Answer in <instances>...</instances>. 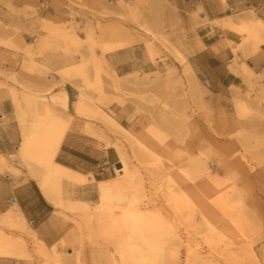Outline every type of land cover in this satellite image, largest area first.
Instances as JSON below:
<instances>
[{
    "label": "rangeland",
    "instance_id": "374dc122",
    "mask_svg": "<svg viewBox=\"0 0 264 264\" xmlns=\"http://www.w3.org/2000/svg\"><path fill=\"white\" fill-rule=\"evenodd\" d=\"M53 5L64 17H43L37 3L0 0V173L21 168L39 188L48 183L43 161L61 134L53 166L77 175L55 184L63 202L55 206L70 223L69 249L63 257L50 253L11 212L0 220V256L26 264H264V69L252 72L237 57L228 69L226 60L204 59L194 74L169 35L181 23L173 0ZM221 24L244 34L238 50L264 43V22L254 16ZM44 39L52 44L43 46ZM64 90L66 106L55 104ZM28 101L35 110L21 126L15 105L26 108ZM72 121L109 148L93 169L96 178L118 182L124 172L115 164H128L131 183L117 206L101 198L102 181L56 162ZM24 135L35 147L38 168L20 159ZM160 146L174 158L187 148L206 168L200 185L208 187L196 211L181 208L180 183L172 176L163 181L153 170L157 161L147 149ZM83 186L95 193L74 198ZM194 187L188 181L182 188L191 193ZM148 226L163 238H155L153 255L145 254L143 262L128 237Z\"/></svg>",
    "mask_w": 264,
    "mask_h": 264
},
{
    "label": "crops",
    "instance_id": "0c3cea01",
    "mask_svg": "<svg viewBox=\"0 0 264 264\" xmlns=\"http://www.w3.org/2000/svg\"><path fill=\"white\" fill-rule=\"evenodd\" d=\"M6 1L37 3V8L43 17L53 20L64 17L63 12L54 8L55 0ZM173 4L181 23L170 30L169 35L176 49L185 54L194 74L199 70L198 63L200 64L204 59L217 62L221 59L226 60L223 66L228 69L237 57L238 64L246 66L252 72L264 69V43L257 49L249 44L238 50L236 47L242 44L244 34L221 24L224 19L230 17L237 24L252 16L264 22V0H173ZM43 5H46L45 8ZM243 55L246 56L245 59L242 58ZM50 61L53 63V59ZM66 93L68 94L67 91ZM82 125L75 121L70 123L55 160L60 165L86 177L92 175L95 181L108 180L96 178L93 169L100 166L102 159L108 157L109 148L93 142L95 138L83 132L80 128ZM79 163L84 164L85 167L79 166ZM14 169L18 172L0 173V220L7 217L8 213L19 212L48 251L63 257V249H69L66 237L71 230L69 221L61 216L65 214L64 211L58 209L46 196L44 197L36 179L21 168ZM100 175H104V172ZM91 186L78 187L74 198L79 197L81 200L82 197L95 193ZM0 264L26 263L0 256Z\"/></svg>",
    "mask_w": 264,
    "mask_h": 264
},
{
    "label": "bare ground",
    "instance_id": "6f19581e",
    "mask_svg": "<svg viewBox=\"0 0 264 264\" xmlns=\"http://www.w3.org/2000/svg\"><path fill=\"white\" fill-rule=\"evenodd\" d=\"M49 41L50 40L44 39L42 41V45L43 46L48 45ZM50 44H52V42ZM47 47H49V46H47ZM67 100H68L67 93H63L62 96L56 97L53 100V102L55 104H61L63 101V105L66 106ZM16 103L17 104L15 106L18 109V113H19L18 117L20 118V124H21V126H23L25 124L26 117L30 113H34L35 103L28 101L26 103V108H23L20 105V103H18V102H16ZM111 125H113V124L111 123ZM26 137L27 136L24 135L22 143H21V147L19 148V151H18L20 159L22 160V162L27 167H31V166H35V165L37 166L39 164V160L36 158V155L34 154L35 147L33 146V144L28 143ZM61 139H62V136L60 134L58 140L53 143L52 153L49 155V157L46 159V161L45 160L43 161L45 163L44 166L47 167L48 170H50L51 176H50V179L48 180V183L41 182V187H40L41 193L44 194V197L46 196L47 199H49L50 202H52L56 206H63V202H62V198H61V192H59V190H57L55 188V187H57L55 184L60 182V181L69 180V179L74 178V176H77L74 173H72L68 170H65L62 167H54L53 166L52 158L54 157L55 152L60 145ZM142 140L139 137H135V141L139 145H143ZM186 142H188V141H186ZM147 150L151 154H153L154 160L158 162V163L156 162V165L154 164L155 168L153 170H156L157 172H159L161 174L163 181L168 179L169 176H172L173 181L176 184L180 183L182 185L181 188L179 189V194L181 197V198L179 197V199L181 200V208L182 209L188 208V209H191L192 211H196L200 207L199 206V203L201 202L200 195H202V193H203V188L205 187L204 189H206V187H208V183L204 186L200 185V181L204 177H206V175H208L206 168L201 167L198 159L193 155V153H191V151H189V149L187 150V148L183 150L184 152H182V153L180 152L181 154L179 153V156L176 154L178 157H176V155H174L175 158L172 156L169 157V154L166 151H164L163 146H160L158 149H155V150L149 149V148ZM119 161L122 164V167L120 170L117 169L118 171L117 170L116 171L117 172H124V174H125L126 171L128 170V164L123 159H120ZM36 166H35V168H38ZM33 173H34V171H33ZM124 174L122 176H120V180L118 182H114L116 180L114 178L112 181H110V180L102 181L103 185L98 187V191L100 192L101 198H103L104 200L107 201V206H109V207L110 206L115 207L119 204V202L121 200V197H120L121 190L128 188L129 184L131 183L129 180L132 178V175L131 174H125L124 175ZM188 181H190V182H192V184H194V186H195L194 192L190 193L188 191L186 192L183 190L182 187H185L187 185ZM220 190H222V189H220ZM222 192H224V191H222ZM218 193H221V192H218ZM219 198H220L219 202H221L222 198L221 197H219ZM223 203H225V202H223ZM212 209H213V207H212ZM18 211H20V210H18ZM223 211H224V209H223ZM199 212H201V210ZM100 214H101V212L99 211L97 216L99 217ZM222 214H223V212H222ZM229 216L230 215H228V217ZM16 218L20 223L22 231L26 235L30 236V238H32V240H34L36 242H42L37 237V234L35 233V231L32 230L28 226L25 218L22 215H20L19 212L17 213ZM143 222L147 223L148 221H146V218H143ZM148 228H149V226L140 232H135L132 229V232L130 233V237H128L129 238L128 243H129V247H130L132 253L136 256V258H138V260H141L143 262L148 260V258H147V260L143 259L145 254H149V255L152 254L153 255L154 248H156V247H154L155 238H156V241H158V242L160 241V243H161L160 238H163V236H162L163 232L162 231L157 230V229H148ZM222 228H219V229H222ZM225 228H223V229H225ZM219 229H217V230H219ZM230 233H231V231H230ZM157 238L160 240H157ZM162 241H163V239H162ZM162 245H163V243H162ZM161 249L159 251H161ZM144 252H146V253H144Z\"/></svg>",
    "mask_w": 264,
    "mask_h": 264
},
{
    "label": "water",
    "instance_id": "95a60500",
    "mask_svg": "<svg viewBox=\"0 0 264 264\" xmlns=\"http://www.w3.org/2000/svg\"><path fill=\"white\" fill-rule=\"evenodd\" d=\"M115 167H116L117 169H121L122 164H121L120 162H117V163L115 164Z\"/></svg>",
    "mask_w": 264,
    "mask_h": 264
}]
</instances>
